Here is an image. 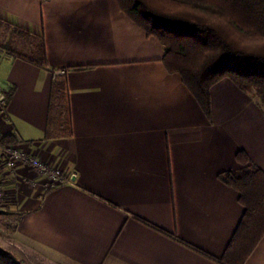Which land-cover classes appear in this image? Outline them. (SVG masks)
<instances>
[{"label":"crops","instance_id":"crops-1","mask_svg":"<svg viewBox=\"0 0 264 264\" xmlns=\"http://www.w3.org/2000/svg\"><path fill=\"white\" fill-rule=\"evenodd\" d=\"M0 26L42 34L47 57L46 67L27 61L4 30L0 132L72 179L45 188L24 164L6 176L11 214L0 217L13 244L75 264H223L244 207L217 175L242 168L239 149L264 172V109L252 90L221 78L207 118L165 67L164 46L116 0H0ZM58 75L72 133L45 138ZM244 264H264V235Z\"/></svg>","mask_w":264,"mask_h":264},{"label":"trees","instance_id":"trees-1","mask_svg":"<svg viewBox=\"0 0 264 264\" xmlns=\"http://www.w3.org/2000/svg\"><path fill=\"white\" fill-rule=\"evenodd\" d=\"M122 11L147 35L164 46L162 61L170 72H178L202 112L211 118L210 87L228 77L242 89L252 90L264 109V0H116ZM30 38L27 61L47 66L42 34L21 30ZM6 99L9 93H5ZM72 133L69 98L64 75L51 81L45 138ZM2 141H15L1 134ZM235 159L237 171L225 170L217 177L238 191L242 216L220 260L244 264L264 235V172L243 149ZM0 213L11 214L0 208ZM0 264H23L0 245Z\"/></svg>","mask_w":264,"mask_h":264},{"label":"built area","instance_id":"built-area-1","mask_svg":"<svg viewBox=\"0 0 264 264\" xmlns=\"http://www.w3.org/2000/svg\"><path fill=\"white\" fill-rule=\"evenodd\" d=\"M59 73H63V71H54L53 76ZM5 100V93L0 86V114L4 112ZM19 164L26 165L39 175L45 188H54L72 182L70 175L64 173L60 166H51L28 152L22 147L19 139L15 141H2L0 139V207L6 204V176L16 171Z\"/></svg>","mask_w":264,"mask_h":264},{"label":"rangeland","instance_id":"rangeland-1","mask_svg":"<svg viewBox=\"0 0 264 264\" xmlns=\"http://www.w3.org/2000/svg\"><path fill=\"white\" fill-rule=\"evenodd\" d=\"M4 30L8 31V35H9L8 37L18 40L19 44L13 43L16 50H18L19 52H24V53L29 52L27 45H28V42L31 41V39L25 37L22 34H19L15 30L9 31L7 29H3V27L0 26V42L2 41V36L6 34ZM6 44H8V41L6 42ZM4 207L5 206L0 207V208L3 209ZM7 223L11 224V222L8 221L7 217L1 216L0 217V245L3 248L12 252L18 259H20L23 262V264H75L69 260L62 259V258L42 256L39 254L40 253L39 251H38L39 253H37L35 250L26 249L23 247L17 248L15 244H13V240L11 239V237H9V235L7 234L6 227H5Z\"/></svg>","mask_w":264,"mask_h":264}]
</instances>
